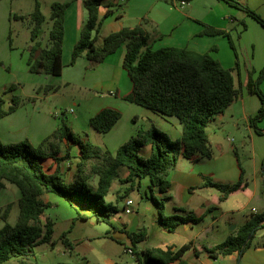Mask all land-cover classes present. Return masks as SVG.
I'll list each match as a JSON object with an SVG mask.
<instances>
[{
	"label": "crops",
	"instance_id": "crops-1",
	"mask_svg": "<svg viewBox=\"0 0 264 264\" xmlns=\"http://www.w3.org/2000/svg\"><path fill=\"white\" fill-rule=\"evenodd\" d=\"M237 1L253 8V0ZM11 2L12 0L0 1V96L3 95V91L7 88L6 86L10 81L29 82L37 95L32 96L35 101L24 103L14 112L0 118V140L5 144L28 140L32 146H39L44 139L53 133L59 123L56 116L50 113V106L37 105L36 99L45 100L46 95L50 92H55L53 89L55 86L78 84L92 96L83 104L82 108L78 106L80 105L78 103V110L74 113L73 120L69 124L70 129L72 131L74 128L77 129V133L82 131L86 142L90 141L91 136L98 138V142L89 143L114 153L120 145L131 136L136 135L138 129L135 125L139 116L144 114L143 109H141L143 107L123 99V96L131 90V82L122 68L126 51L124 45L120 46L99 64H91L85 57H79L71 65L72 50L78 39L79 31L87 20V13L83 8L82 0H65L64 2L68 3V6L63 15L64 32L61 51L63 68L61 74L59 76H50L29 72L28 60L34 42L39 43V49L48 46L49 40L47 38L52 23L49 18L50 15L47 16L45 13H43L45 21L42 24L39 36L34 42L31 41L30 34L26 33L27 36L24 35L23 39L24 48H13L14 40L11 39L9 50L13 54H10V56L14 59L15 53H18L19 56L14 65V70L11 72L8 66L10 56L4 55L5 58H1L4 54L2 41L6 37L7 25L30 20L28 19L29 16L26 17L24 15L25 18L22 20L12 17L13 22H11ZM120 3L122 2L119 0L102 1L99 7V18L102 23L97 33L98 45L110 33L119 31L122 28H133L136 25H141L153 49L161 47L185 48L198 53L208 52L216 59L218 54L216 44L226 39L235 55L234 44L228 34H203L207 26L221 30L225 34L228 32V27H230V31L234 32L238 38L247 34V27L244 26V23L254 28V23H252L250 16L221 0H127L124 11L121 9L113 11L112 7L117 6L118 8ZM261 5H264V0ZM107 11H110L111 14L105 16ZM14 15H17L16 12L13 13ZM29 24L28 30L31 31V20ZM14 33L17 37L20 35L19 30L15 29ZM10 36L11 32L6 38L7 42ZM262 45H264V31L263 35L259 33L256 42L258 53L260 51L259 57L253 56L247 63L248 69L255 71L254 76L264 65ZM39 49L36 51L35 56L39 54ZM216 60L223 65V61L221 63L218 58ZM18 73L21 78L17 76ZM245 76L241 75L240 83L245 84L247 79ZM45 87H51V89L47 92H37V89H44ZM261 87L264 92V79ZM245 93L248 94L244 90V94H241L237 101L208 123L206 134L212 150V157L210 159H201L197 162H191L179 157L175 167L170 169L166 175V179L171 186L167 193L168 198L164 201V211L167 209L168 215L190 213L195 217H204V219L195 225H180L174 232H168L161 227L164 234H175L179 228L192 234L188 240L184 239V242L179 244L176 240H171L168 243H161L151 248H164L167 246L179 248L192 242V248L188 251H192L195 264H216L219 260H226L234 264H264V227L257 230L251 246L240 256L235 252L231 255L212 258L204 250L223 242L230 235L234 236L238 227L243 225L250 215L260 214L264 211V135L257 133L250 124V119L257 113L260 105L254 103L253 100L251 101L252 105H247L250 99H247L248 97H246ZM12 95H14L13 91L3 95L6 101L5 109L8 108ZM104 108L118 110L121 113V118L107 133H99L90 126L89 120ZM144 120L149 121L145 130L154 125L165 132L171 139H179L181 137V126L175 117H165L151 111V118L145 116ZM242 122L243 127H241ZM164 123L170 125V128L169 126H163ZM257 127L261 132H264V118L257 123ZM209 128H212L210 133ZM227 129L242 135L243 139L240 146L243 149H246V147L249 149L248 153L250 156L247 158L251 159L253 164V167L249 168V170L242 166L239 155L236 153L238 151L236 146L230 145L228 150H224L222 145L217 142L216 139L224 134ZM99 134H103L101 138ZM229 141L232 142V140ZM215 148L219 149V154L215 153ZM150 152V146H144L141 150V155L148 157ZM76 160L77 158L75 159L72 156L70 160L62 164L61 175L66 184H71L73 181L76 163L73 164L72 162H77ZM120 170H123V173L121 175L119 173V177L124 178L127 175V171L125 168H120ZM204 176L222 184L235 183L242 177L246 186L243 190L237 191L229 195L225 200L220 201L221 193L217 189L202 186ZM96 184L97 177H94L92 178L93 186L91 187L96 188ZM50 194L53 195V193H45L40 197L45 204H51ZM153 194L157 198H161L157 189L153 190ZM19 198L20 191L17 187L5 182L4 188L0 191V208L12 204L13 209L11 211L14 210ZM104 199L105 202L115 205L118 209L117 214L111 216L108 223H101L95 220L97 224L104 226V232L92 234L89 231L83 232L79 229V236L72 237L76 224L94 218L87 208L83 209L84 212L82 214L77 213L78 218H74V220H80L72 221V226L69 227L70 230L63 232L66 233L65 238L68 245L62 242L61 236L58 239H54L55 223L50 217L41 215V224H44L46 219H50L53 222L52 240L49 243L36 246L29 261L32 264H126V262L121 261L118 254H115L114 246L116 244L123 248L124 251L129 247L133 251H139L137 248L138 244L134 247L128 236V233L137 232L138 222L132 213L125 214L123 209L122 212L129 216L128 219L124 221L118 218V213L120 212L118 202L123 201L125 203L126 200H130L128 194L123 192L122 184L118 180L112 182ZM175 208L183 209L185 212H175ZM211 208L213 210L210 211ZM72 217L70 216L69 218ZM232 224L234 225L228 229ZM2 225L3 221L0 219V228ZM197 225H200L196 227L199 229L193 233ZM107 227L108 229H106ZM58 241L64 246V250L57 247ZM94 244L101 248L102 251L94 249L92 247ZM82 246L86 248L83 252L80 251ZM36 248L41 250L39 259L35 256ZM56 248H58L57 253L55 251ZM88 249H90L94 259L90 257V252L89 254L85 252ZM55 253L56 257H59V255L65 256L66 260L55 259ZM74 253L77 255L76 258L72 256ZM186 253L183 259L187 264H191L185 259ZM132 256L135 258L134 254Z\"/></svg>",
	"mask_w": 264,
	"mask_h": 264
},
{
	"label": "trees",
	"instance_id": "trees-1",
	"mask_svg": "<svg viewBox=\"0 0 264 264\" xmlns=\"http://www.w3.org/2000/svg\"><path fill=\"white\" fill-rule=\"evenodd\" d=\"M102 1L82 0L87 20L79 31L70 64L73 65L79 57H85L91 64H99L124 45L126 51L122 68L131 82V90L123 99L162 116L175 117L181 126V137L171 139L165 132L151 125L146 130L140 129L112 153L78 139L62 120L53 133L37 147L32 146L28 140L14 144H5L0 140V191L5 182L13 184L20 191L17 201L18 215L14 224L7 221L12 204L0 209V219L3 221L0 228V264H32L29 259L33 256L34 248L51 242L53 222L50 219H46L44 224L40 222V216L49 206L40 198L45 193L56 194L68 202L75 200L85 205L97 222L108 223L110 217L118 212L115 205L105 202L104 199L112 182L118 180L127 184L128 191L138 190L141 181L147 178L149 198L156 207L157 222L163 229L174 232L180 225L200 223L204 217H195L190 213H174L168 216L164 214V201L168 198L167 193L171 186L166 175L175 167L179 157L191 162L212 157L206 134L207 125L240 98L243 87L248 94L257 96L260 101V107L250 119V124L257 133L264 135L257 127V123L264 118V94L260 89V83L264 79V67L256 76L255 71L248 72L245 84L238 80L236 85L233 76L236 69L224 68L208 52L198 53L177 47L153 49L141 25L110 33L98 45L97 33L102 23L99 7ZM221 1L242 10L264 28V19L248 6L237 0ZM67 6L68 3L51 4L52 24L48 46L39 49V43L34 41L39 36L45 17L39 1L34 0V9L29 14L32 23L30 38L34 42L28 60L29 72L50 76L61 74L63 15ZM110 14L107 11L105 16ZM13 18L22 20L25 17L14 15ZM203 34L226 35L223 31L209 26L204 29ZM38 49L39 54L35 56ZM15 87L8 86L3 95L14 91ZM49 89L51 87H45L44 91ZM3 95L0 96V118L14 112L28 101L12 95L9 106L5 109ZM120 118L121 113L118 110L104 108L92 116L89 123L97 132L107 133ZM144 146H150L148 157L141 155ZM75 147L78 148V154L74 178L71 184H66L61 175V167L63 162L71 159V150ZM91 159L97 161L90 164L87 171L86 167ZM120 168L127 171L124 178L119 177ZM91 176L97 177L96 188L89 185ZM203 180V187L215 188L221 193L220 201L246 186L242 177L232 184L217 183L206 176ZM154 189L158 190L161 198L153 194ZM174 210L185 212L179 208ZM263 227L264 211L252 214L238 227L234 236L230 235L223 242L204 250L212 258L235 252L240 256L251 246L257 230ZM128 236L135 247L143 241L145 233L138 230L128 233ZM65 237L66 233H63L61 240L68 245ZM190 248L192 242L179 248L167 246L137 252L134 250L133 253L137 264H187L183 256Z\"/></svg>",
	"mask_w": 264,
	"mask_h": 264
},
{
	"label": "rangeland",
	"instance_id": "rangeland-1",
	"mask_svg": "<svg viewBox=\"0 0 264 264\" xmlns=\"http://www.w3.org/2000/svg\"><path fill=\"white\" fill-rule=\"evenodd\" d=\"M40 5H41V12L45 13L47 16H49L51 14L50 10H51V4L53 2H59V3H63L65 0H38ZM263 2V0H253V8H251L253 11H255L262 19H264V5H261ZM10 3V2H8ZM66 3V2H64ZM127 3V0H125V2L120 3V6L117 8V6H113L112 10H125V4ZM247 6V5H246ZM10 7L12 8V13H11V17L10 20L11 22H13V13L16 12L17 15L23 14L22 16L26 15V17L29 16L30 13H32L33 9H34V0H12ZM237 9V8H236ZM233 11V10H231ZM236 12V11H235ZM50 18V16H49ZM30 19V18H28ZM252 23H254V28L247 26L244 23V26H246L247 28V34L243 35L242 37H236L234 32L230 31V27H228V32H226V35L228 34L230 37V39L233 42V47H234V51H235V55L233 50L230 48L228 42L226 39H223L222 41H220V43L216 44V47L218 49V54H217V58L219 60H221V63L223 61V65L226 66L223 67L226 69H236L233 71V76L235 79V84L238 85V80H240L241 75H246L248 74V72H250L251 70L248 69L247 67V63L251 60V58L253 56L259 57L260 55V51L258 53L257 51V47H256V42L257 39L259 37V33L260 35H263V31L264 29L262 28V26L256 22L254 19H252ZM29 21H24L23 23L21 22H16L14 24H8L7 25V30H6V37H4V40L2 41V49L4 51V54L2 55L1 58H5L4 55L6 56H10V54H13L12 52H10L9 50V46H10V41L11 39L14 40L13 43V48H24V44H23V39H24V35H26V33L30 34V31L28 30L29 28ZM52 23V21H51ZM233 23V22H231ZM232 26V25H231ZM15 29L18 31H20V35L17 37V35H15ZM26 30H28L26 32ZM11 32V36L8 40V42L6 41V38L8 37L9 33ZM27 36V35H26ZM48 40V38H47ZM262 50H264V45H262ZM15 55V59L13 57L10 56L9 58V62H8V66L10 68V71L13 72L14 70V65L16 64L17 59H19L18 53L14 54ZM17 57V58H16ZM216 58V59H217ZM249 66V65H248ZM264 67V65H263ZM262 67V68H263ZM261 68V69H262ZM260 69V70H261ZM238 72V73H237ZM17 76L19 78L20 75L19 73L17 74ZM245 76V78H247ZM263 81V80H262ZM262 81L260 83V89L263 92V89L261 87ZM11 85H15V90L13 91L14 95H17L19 97H21L22 99L28 100L27 102H33L35 101L34 98L32 96H36V91H34L32 88V85L27 82V81H22V82H16V81H10V83H8V86ZM55 92H50L48 95H46V99H36L37 101V105H49L50 106V113L54 114L57 118L58 123L60 124V122L63 120L67 126L70 128L69 124L70 121L73 120L74 117V113L78 110V103H80V105H78L79 107H83L84 103L92 96V94L88 93V91H85L81 86H79L78 84H74L71 86H66V85H62L60 87L55 86L54 88ZM244 87L242 88V95L244 94ZM37 92H44V89H37ZM42 94V93H40ZM264 94V92H263ZM246 97H248L247 99L249 100V103L247 105H252L251 101L253 100L254 103H257L260 105L259 99L257 96L255 95H249L246 94ZM250 97V98H249ZM143 109V113L142 115L139 116L138 122L136 123V128L138 129V131L140 129L145 130V127L147 125V123H149V121L147 122L146 120H144L145 116H149V118H151V110L145 109V108H141ZM46 112H48L46 110ZM163 126H169L170 125L164 123ZM80 127V126H79ZM241 127H243V122L241 123ZM81 128V127H80ZM71 130V129H70ZM72 131V130H71ZM77 129H73V134L75 137H77L78 139L84 141L85 140V135L82 133L79 134L76 132ZM137 131V132H138ZM212 132V128H209V133ZM103 134H99V137L101 138ZM242 135H240L238 132H234L231 129H227V131L222 134L219 138H217V142L220 143L223 147L224 150H228L230 145H233L234 147L236 146L238 151L236 152L239 155V160L242 164V166H244L247 170H249V168L253 167L252 164V160L248 159L247 157H249V149L246 147V149H243L240 145H241V141H242ZM229 140H232L229 141ZM91 143L93 142H98V138L91 136L90 141ZM216 154H219V149L215 148L214 149ZM78 153V148H73L71 150V157L73 156L76 159V155ZM219 157V156H218ZM77 161V160H76ZM96 159H91L89 162V165L86 167V170L89 171L90 168V164L92 163H96ZM73 164L76 162H72ZM124 169V168H123ZM68 171V170H67ZM120 175L123 173V170H119ZM92 178H94V176H91L90 181H89V185H92ZM65 180H67V178H65ZM117 181V180H116ZM148 179L145 178L141 181V185L140 188L138 190H127L128 189V185L127 184H122V189L123 192H127L128 194V198L132 201V206L134 208V213H132L134 215V217H136V220L138 222V230H142L145 233V237L143 239V241L138 243V249L140 251V249H149L151 247L154 246H158L161 243H168L171 240H176V242L181 243L184 242V239L188 240L191 236L192 233L190 232H185V230H183L182 228H179L178 232H176L175 234H164L162 233V229L161 226H159L158 222H157V213H156V207L155 205L152 203V201L150 200L149 196H150V192L147 188L148 186ZM50 198H51V204L49 205V207H47L44 210V213L42 214L45 217H50L53 222L55 223L54 226V239H58L61 234L65 231L70 230L69 227L72 226V221H76V220H80V219H76L74 220V218H78L77 213L82 214V212H84V210L86 209V206L75 201L72 200L70 202L66 201L65 199H62L61 197L55 195V194H50ZM118 206H119V210L120 212L118 213V218L123 219L124 221H126L128 219V215L123 214L122 209L124 207V203L123 201H119L118 202ZM4 207L0 208L3 209ZM13 209V208H11ZM84 209V210H83ZM164 214L166 216H168V210L166 209V211H164ZM17 215H18V208L17 206H15L14 210H10L9 214H8V218L7 221L10 224H14L16 219H17ZM70 216H73L72 218H69ZM73 219V220H72ZM80 224H76V228L74 230V233L72 234V237H76L79 236L80 234V230L81 231H89L92 234H98L101 232H104V226L102 224H97L95 222L94 218H90L88 219L86 222H79ZM234 224L230 225L228 227V229H230ZM200 225L195 226L194 228V232H196L197 229L196 227H199ZM108 229V227L106 228ZM137 230V231H138ZM97 232V233H95ZM221 240V239H220ZM57 247L58 248H62L63 250L65 249L64 246L60 243V241H58L57 243ZM92 247L98 251H102L101 248L97 247L95 244L92 245ZM55 249L56 253H57V249ZM86 248H84L83 246L80 248V251H84ZM115 249V254H118L121 258V261L126 262V264H136V259L126 253L123 248H120L119 246H117L115 244L114 246ZM40 249L36 248L35 249V256L39 259V253H40ZM79 251V249H78ZM87 254H89L90 252V257L94 259V257H92L91 255V251L90 249L85 251ZM56 253L54 254L55 259H58L60 261H64L66 260L65 256H60L56 257ZM59 254V253H58ZM61 254V253H60ZM82 254V253H80ZM73 258H76L77 255L72 254ZM81 256V255H80ZM185 259L190 262L191 264H195L194 263V255L192 253V251H188L185 255ZM56 261V260H55ZM218 261V260H217ZM216 264H234V263H229L226 260H219ZM236 264V263H235Z\"/></svg>",
	"mask_w": 264,
	"mask_h": 264
},
{
	"label": "built area",
	"instance_id": "built-area-1",
	"mask_svg": "<svg viewBox=\"0 0 264 264\" xmlns=\"http://www.w3.org/2000/svg\"><path fill=\"white\" fill-rule=\"evenodd\" d=\"M120 2H125V0H119ZM182 4H184V2H182ZM123 212L125 214H131L133 213V206H132V201L131 200H126L125 203H124V208H123ZM125 252L130 254V255H133V250L129 247L127 249H125Z\"/></svg>",
	"mask_w": 264,
	"mask_h": 264
}]
</instances>
